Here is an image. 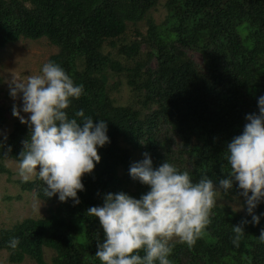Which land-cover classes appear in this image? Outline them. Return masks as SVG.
I'll list each match as a JSON object with an SVG mask.
<instances>
[{"label": "trees", "instance_id": "trees-1", "mask_svg": "<svg viewBox=\"0 0 264 264\" xmlns=\"http://www.w3.org/2000/svg\"><path fill=\"white\" fill-rule=\"evenodd\" d=\"M159 1L0 0V49L20 40H46L56 48L49 61L84 87L66 109L68 116L82 109L94 122L104 120L110 138L98 148L101 162L82 178L79 205L48 198L38 177L16 181L49 207L42 218L0 228V251L8 253L9 263L102 264L94 254L104 233L86 210L102 205L107 193L139 199L149 190L129 175L137 154L149 153L154 167L167 160L193 182L203 176L218 182L230 172L227 143L243 131L246 114L258 113L257 100L264 95V0H166V16L157 24L151 12ZM194 54L201 55V64ZM111 73L119 77L114 86ZM122 80L132 93L126 105L112 96ZM6 115L1 106L0 132ZM28 135L21 122L0 135V174L13 175L5 162L18 161ZM237 191L234 185L231 194L220 195L231 201ZM255 212L264 213V202ZM209 219L191 248L171 242L172 264H264V216L253 225L246 211L216 204ZM244 219L249 223L235 247L232 225ZM13 237L19 240L15 249L8 244ZM45 249L54 251L50 262Z\"/></svg>", "mask_w": 264, "mask_h": 264}, {"label": "clouds", "instance_id": "clouds-1", "mask_svg": "<svg viewBox=\"0 0 264 264\" xmlns=\"http://www.w3.org/2000/svg\"><path fill=\"white\" fill-rule=\"evenodd\" d=\"M11 85L10 96L22 98V107L14 105L12 115L29 129L17 161L19 177L22 182L38 177L48 198L55 196L62 203L71 200L79 205L78 192L85 191L82 178L101 162L98 148L110 143L108 123L101 119L94 122L82 109L68 116L66 109L72 99L80 98L84 87L75 84L55 62L43 64L40 74L29 75L26 82ZM257 104L258 113L246 114L243 131L227 143L230 172L218 182L207 176L193 182L187 171H179L167 160L154 167L147 152L142 160L132 163L130 177L149 190L139 199L123 191L107 193L102 205L86 210L88 216L99 220L104 233L103 241L97 240L94 256L102 264H172L168 258L171 242L191 248L210 223L220 193L231 194L234 185L238 191L232 211H246L250 222L259 225L264 216L255 212L264 202V95L258 97ZM248 223L244 219L232 225L233 246L239 247L243 225ZM259 238L264 240V228ZM8 244L15 249L19 240L13 237Z\"/></svg>", "mask_w": 264, "mask_h": 264}, {"label": "rangeland", "instance_id": "rangeland-1", "mask_svg": "<svg viewBox=\"0 0 264 264\" xmlns=\"http://www.w3.org/2000/svg\"><path fill=\"white\" fill-rule=\"evenodd\" d=\"M165 2L166 0H160L156 10L151 12V16L157 24H160L166 16ZM133 28V26H129V39H133ZM138 28L142 33H146L147 26L144 24L141 23L138 25ZM56 53L57 49L50 46L46 40H20L0 49V107L3 106L7 110V122L0 132L1 136L11 133L14 124L20 122L18 118L12 115V108L14 105L17 108L22 107V98L18 96L16 99H13L10 96L9 89L12 86L11 83L26 82L29 75L40 74L42 65L49 62L50 57ZM193 58L198 63H202L201 55L194 54ZM118 81V75L111 73L109 84L114 86ZM122 81L118 89L112 91V96L119 105H126L130 102L132 93L126 85V81ZM21 115L27 119V114L21 112ZM142 159L143 157L139 154L135 157L136 161ZM5 164L12 171L13 175L9 177L8 175L0 174V228L12 227L15 223L24 219H38L46 216L48 204L38 199L33 192L22 191L16 183L17 180H21L18 175L17 162L7 160ZM35 178L34 176L30 180H34ZM239 202L243 203L241 200ZM217 204H226L232 208L236 204V201L234 199L231 201L226 200L219 195ZM53 256V250H44L45 261L50 262ZM0 264H11L8 262V253L6 251H0ZM21 264H32V261L26 259Z\"/></svg>", "mask_w": 264, "mask_h": 264}]
</instances>
